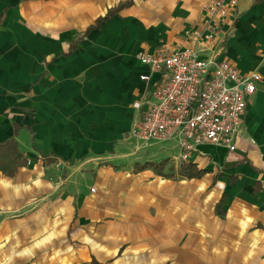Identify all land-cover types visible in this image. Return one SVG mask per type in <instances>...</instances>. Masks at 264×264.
<instances>
[{"label":"crops","instance_id":"obj_1","mask_svg":"<svg viewBox=\"0 0 264 264\" xmlns=\"http://www.w3.org/2000/svg\"><path fill=\"white\" fill-rule=\"evenodd\" d=\"M205 2L0 0V144L26 160L0 175V264H264V0L202 48ZM187 48L262 80L235 149L201 144L182 169L174 143L130 132L156 79L136 56Z\"/></svg>","mask_w":264,"mask_h":264},{"label":"built area","instance_id":"obj_2","mask_svg":"<svg viewBox=\"0 0 264 264\" xmlns=\"http://www.w3.org/2000/svg\"><path fill=\"white\" fill-rule=\"evenodd\" d=\"M237 2L206 0L203 11L209 30L195 36L200 47L218 40L221 23L234 12ZM136 59L148 69L139 79L147 83L152 75L156 79L149 95L132 105L137 112L132 139L143 144L174 143L178 168L201 144L235 149L247 101L262 80L259 73L241 74L225 56L202 58L192 48L142 53Z\"/></svg>","mask_w":264,"mask_h":264},{"label":"trees","instance_id":"obj_3","mask_svg":"<svg viewBox=\"0 0 264 264\" xmlns=\"http://www.w3.org/2000/svg\"><path fill=\"white\" fill-rule=\"evenodd\" d=\"M129 5V2H124L119 4L116 8H112L106 12V14L102 17L97 18L92 25H90L84 32L86 35L92 30H98L100 26L106 22L109 18H111L118 9H121L125 6ZM82 40V37L76 39L70 44L69 52L73 51L76 47V44ZM26 165V160L23 158L21 152L18 149L16 142L13 139H9L4 143L0 144V175L11 177L13 176L17 169ZM185 168L184 166L182 169ZM203 171L196 170L192 165L187 167L184 172V176L187 178H197ZM257 190V187L254 191ZM220 206V205H219ZM218 206V208H219ZM219 215L221 212L217 211ZM90 264H98L96 262H91Z\"/></svg>","mask_w":264,"mask_h":264}]
</instances>
